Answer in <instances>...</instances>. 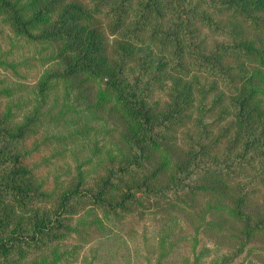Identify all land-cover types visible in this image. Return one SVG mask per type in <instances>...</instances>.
<instances>
[{
	"label": "trees",
	"instance_id": "obj_1",
	"mask_svg": "<svg viewBox=\"0 0 264 264\" xmlns=\"http://www.w3.org/2000/svg\"><path fill=\"white\" fill-rule=\"evenodd\" d=\"M0 23V264H137L139 231L152 264H264V0H0ZM146 44L232 114L168 110L127 70Z\"/></svg>",
	"mask_w": 264,
	"mask_h": 264
},
{
	"label": "rangeland",
	"instance_id": "obj_2",
	"mask_svg": "<svg viewBox=\"0 0 264 264\" xmlns=\"http://www.w3.org/2000/svg\"><path fill=\"white\" fill-rule=\"evenodd\" d=\"M7 31L1 26L0 23V55H3L4 51L9 49L10 39L7 38ZM149 45H142L134 50V54L130 60V63L127 65V70L129 74H136L141 77L142 80H150L156 85L154 90L153 97L157 98L162 102L164 106L171 112L176 113L174 110L183 108L184 106L188 108L187 110L181 111L182 114H191L193 112L198 113L200 111L202 104L206 101L207 104H210L213 107V112L215 114L222 113L230 115L232 114L231 100L232 96L227 93L226 89L221 84L213 83L208 78L204 76H190L189 78H179L170 74L163 65L159 64L158 57L153 51V55L148 51ZM17 56V55H15ZM31 71V70H30ZM35 70L30 72L28 76V81L30 86L35 84V79H32L31 76H34ZM160 87V91H159ZM190 105V109L188 107ZM83 140H78V142ZM89 151V147H86ZM85 149V151H86ZM87 152V151H86ZM139 231V230H138ZM178 229L174 230L176 233ZM187 230H183L182 233H177L176 239L181 237L180 235H187ZM137 236L134 237L133 242L127 241L124 233H120L123 238V246L118 249L117 244L115 243L114 247L120 252L115 258H121L125 255V248L128 246L132 252L137 249V254L129 253V258L137 262V264H145L144 260L147 258L152 264V258L155 257L156 243L154 244L151 239L149 243L154 244L153 249L147 248L143 243L146 242V239L142 237L141 231L136 233ZM205 242V241H204ZM96 243V244H95ZM98 243V244H97ZM99 239L94 240V246H99ZM112 242H106L107 246H110ZM201 244L197 247V250L201 248ZM125 245V246H124ZM95 247V248H98ZM178 246V245H177ZM181 249H177L179 252H184L188 254L189 241L184 240L181 242ZM211 248V245H206ZM105 252V250H101ZM212 253L206 255V258H211ZM114 258V257H113ZM126 258V257H125ZM128 258V256H127ZM177 257H174V259ZM75 264H84L78 260Z\"/></svg>",
	"mask_w": 264,
	"mask_h": 264
}]
</instances>
